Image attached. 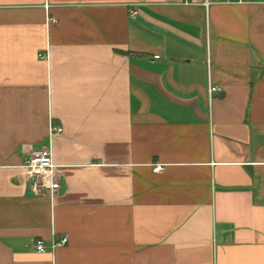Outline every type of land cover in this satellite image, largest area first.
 <instances>
[{"label":"crops","instance_id":"crops-1","mask_svg":"<svg viewBox=\"0 0 264 264\" xmlns=\"http://www.w3.org/2000/svg\"><path fill=\"white\" fill-rule=\"evenodd\" d=\"M0 264H264V0H0Z\"/></svg>","mask_w":264,"mask_h":264},{"label":"built area","instance_id":"built-area-1","mask_svg":"<svg viewBox=\"0 0 264 264\" xmlns=\"http://www.w3.org/2000/svg\"><path fill=\"white\" fill-rule=\"evenodd\" d=\"M185 4H190L192 0H181ZM243 1V0H238ZM208 4V1H207ZM49 6V4H47ZM134 13L135 10H132ZM49 54L43 52L40 54L42 59H47ZM222 87L219 85H211L209 88L210 96L212 97L216 93L222 92ZM63 127L61 125H51V135L61 133ZM164 164L157 162L154 164V170L160 171L164 168ZM24 167L28 170L32 176L33 181L31 187L37 194L47 193L55 195L61 188V180L57 171V164L54 161L53 153L51 148L43 147L34 149L30 156L25 159ZM68 240L67 236L62 237L60 240L53 242V247L64 245ZM35 249L39 252L46 251V244L43 239H38L35 244Z\"/></svg>","mask_w":264,"mask_h":264}]
</instances>
